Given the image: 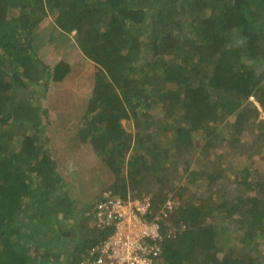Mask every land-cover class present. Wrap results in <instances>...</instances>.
Returning a JSON list of instances; mask_svg holds the SVG:
<instances>
[{"label": "trees", "instance_id": "trees-1", "mask_svg": "<svg viewBox=\"0 0 264 264\" xmlns=\"http://www.w3.org/2000/svg\"><path fill=\"white\" fill-rule=\"evenodd\" d=\"M52 17L75 41L45 44L94 65L87 97L62 89L77 79L67 59L39 56ZM52 85L112 182L92 164L62 174L45 140ZM262 114L264 0H0V264H80L104 242L101 195L74 191L88 177L123 200L150 197L148 220L170 195L180 203L171 218L187 229L160 264H264Z\"/></svg>", "mask_w": 264, "mask_h": 264}, {"label": "rangeland", "instance_id": "rangeland-1", "mask_svg": "<svg viewBox=\"0 0 264 264\" xmlns=\"http://www.w3.org/2000/svg\"><path fill=\"white\" fill-rule=\"evenodd\" d=\"M54 18L47 19L39 28L37 39H36V45L38 46V52L39 56L41 58H44L45 62H50L51 59H55L54 61L59 62L61 59H67L73 66V74L72 77H76L77 79L69 80L66 84L62 85V89L64 91L70 90L71 93L77 95V96H83L87 97L93 87V80L91 78V74L93 73V63L87 59L81 52L80 49L74 48L75 50H72L69 55L67 56H61L63 54H56L54 49V45L47 46L45 43L49 42L50 40H55L58 43H61V38L58 35L63 36L66 38V40H70L72 43L75 41V34H63L61 33L55 26H54ZM60 32V33H59ZM75 47V46H74ZM93 75V74H92ZM84 76V77H82ZM44 86L42 84L38 85L37 94H40V90H42ZM59 86L52 85L49 89V92L47 93L44 101L46 100V104H44V107L47 108L50 112L51 116V126L48 128L46 134H45V140H49L50 138V152L52 154V157L58 161L59 168L62 171V174L65 176H68V173H70V170L72 172H75L76 167L82 166V168H89V165H93V170L100 174V177L102 178V181H108L109 179L111 182L113 181L114 177L112 176L111 171L105 164H103L100 160H95L93 162L92 153L90 149L83 145V143H80V140L77 137V133L79 131L80 125L78 124V119L74 117L73 113H70V111L64 109V105H66L63 102V106L58 103V107H55L56 100L59 98ZM24 99L30 101L31 96L29 94H26ZM60 101V100H59ZM259 106L258 104H256ZM57 106V105H56ZM54 110H58L57 112ZM58 118V120H56ZM59 118H62V120H59ZM262 119L264 120V114H262ZM63 125V128L65 130L60 129V131H57V125ZM123 125L126 128L128 132H133L134 130V124L132 121H123ZM50 131H52L50 133ZM243 154V153H242ZM92 160V161H91ZM229 162L232 164L235 163V166L238 165H245L246 161L244 156L239 153L236 155L235 153H230L228 156ZM91 161V163H90ZM90 163V164H89ZM260 172L264 171V167H259ZM94 176V175H93ZM89 178V177H88ZM86 178L84 181L79 185L76 186L74 191L78 194V196H89L90 194L86 191H93V195L95 194H101L105 187L109 186L110 183H107L105 186L104 184H100L99 190H97L96 182L93 184H90L89 179ZM95 178V177H94ZM96 180V179H94ZM98 182V181H97ZM69 189V188H68ZM71 190V187L69 191ZM97 190V191H95ZM95 192V193H94ZM92 195V196H93ZM39 214V213H38ZM239 248V247H238ZM264 253V249H263Z\"/></svg>", "mask_w": 264, "mask_h": 264}, {"label": "built area", "instance_id": "built-area-1", "mask_svg": "<svg viewBox=\"0 0 264 264\" xmlns=\"http://www.w3.org/2000/svg\"><path fill=\"white\" fill-rule=\"evenodd\" d=\"M173 208L174 203L169 200L153 220L148 221L146 216L152 213L150 197L126 203L106 193L97 204L95 216L99 225L104 229L113 228V233L87 250L84 264H160L156 260L163 253V243L176 239L187 229L183 223L174 224L169 215Z\"/></svg>", "mask_w": 264, "mask_h": 264}, {"label": "clouds", "instance_id": "clouds-1", "mask_svg": "<svg viewBox=\"0 0 264 264\" xmlns=\"http://www.w3.org/2000/svg\"><path fill=\"white\" fill-rule=\"evenodd\" d=\"M106 193H112L113 195H114V193L112 192V191H104V192H102L100 195H101V200H99L98 201V203H100L103 199H104V197H105V194ZM114 196H116V195H114ZM116 197H118V196H116ZM146 197V196H145ZM118 198H120V197H118ZM131 198V197H130ZM144 198V197H143ZM143 198H141V199H135V200H131V199H129V200H123L122 198V200L124 201V202H134V201H137V200H142ZM169 200H171L173 203H174V208L172 209V211H169V215H170V217L174 214V210H176V209H178L179 208V202H177V201H173L172 200V196L170 195L169 196ZM169 200H167L166 202H165V204L169 201ZM97 203V204H98ZM165 204H164V206H165ZM164 206H163V208H164ZM162 208V209H163ZM153 214V211H152V213L151 214H148V215H152ZM157 214V213H156ZM155 214V215H156ZM147 215V216H148ZM155 215L153 216V218L155 217ZM147 216H146V218H147ZM153 218L151 219V220H153ZM173 219V218H172ZM148 220V219H147ZM151 220H148V221H151ZM173 221V220H172ZM181 223H183V222H180L179 223V225L181 224ZM184 224V223H183ZM179 225H177V226H179ZM186 225V224H185ZM163 230H164V228H163ZM90 248V247H89ZM88 248V249H89ZM87 249V250H88ZM86 258H87V252H85V255L83 256V259L81 260V262H80V264H84L85 263V261H86Z\"/></svg>", "mask_w": 264, "mask_h": 264}]
</instances>
